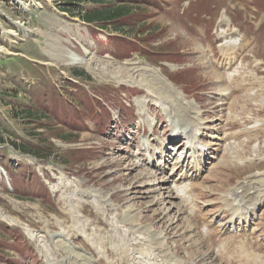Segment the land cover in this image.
I'll use <instances>...</instances> for the list:
<instances>
[{"label": "rangeland", "instance_id": "obj_1", "mask_svg": "<svg viewBox=\"0 0 264 264\" xmlns=\"http://www.w3.org/2000/svg\"><path fill=\"white\" fill-rule=\"evenodd\" d=\"M69 1L34 0L23 7L17 0H0V264H54L59 258H65L61 264H78V260L79 264H104L105 260L106 264H167L163 257H174L184 264H220L214 260L210 245L196 259L189 252L196 246L200 250L197 244L180 252L171 248L176 242L170 234L174 230L182 234L181 226H192L188 224L191 219L180 220V200L176 194L170 198L171 181L167 182L165 175L158 178L164 184L152 185L143 180L146 172L132 169L133 173L122 161L110 163L117 179L106 175L111 168H102L110 159L121 157L129 161L133 159L130 154L138 152L135 137L145 131L138 129L137 124L148 119L140 113L145 107L140 84H157V79L148 78L152 79V75L146 76L152 72L148 68L152 66L150 61L165 65V58L171 55L187 65L184 50L193 47L191 55L203 63V73L215 79L207 67L209 63L197 52L202 47L199 33L193 27L186 28V20H173V12L166 11L176 0H82L76 3L78 7ZM119 4L131 6V13L113 21L92 22L81 14ZM198 8L194 1L187 13L202 24ZM185 18L191 19L189 15ZM175 34L182 38L170 43L174 51L162 52ZM69 52L83 56L71 63ZM178 77L198 85L205 79L202 73L189 74L186 70ZM28 104L39 109L38 116L48 117L28 118L22 112L23 105ZM157 116L164 119L160 110ZM168 129L166 125L165 131ZM208 174L212 182L206 185H216L215 191L234 179L227 172L221 176L223 180L218 179L216 170ZM162 185L163 189H153ZM116 188L125 189L117 190L113 197L128 201L133 212L111 198ZM159 198L165 200L162 205L156 201ZM215 199L221 200V196ZM174 201L178 203L173 205ZM201 205L200 222L208 213L209 220H214L219 228L223 223L216 211L219 208ZM125 216L146 221L140 225L161 235L167 255L156 251L160 250L158 241H154L156 249L150 243L137 249L142 241L133 247L138 236L127 235V226L118 228L120 220L134 226L131 235L139 231L147 234L148 229L136 226ZM105 219L111 224L107 226ZM198 230H202L200 223L199 229L186 232L185 237L180 235L181 240L191 243L187 239ZM75 238L97 243L88 245L103 261H95L96 257ZM205 242V238L201 240ZM102 251L107 253L105 258Z\"/></svg>", "mask_w": 264, "mask_h": 264}, {"label": "trees", "instance_id": "obj_2", "mask_svg": "<svg viewBox=\"0 0 264 264\" xmlns=\"http://www.w3.org/2000/svg\"><path fill=\"white\" fill-rule=\"evenodd\" d=\"M72 1H74L73 6L78 7V5L76 3H78L79 1H82V0H71L69 2L72 4ZM92 1H101V0H92ZM102 2H103V0H102ZM64 7L72 8L70 5H66ZM131 8L132 7L127 5V4H119V5H116L114 7L104 5V7H102V8H99V9L96 8V9L88 10L85 13H81V14L83 15L84 19L87 21H95V20H107V21L111 20V21H113L116 19H120V18L126 16L127 14L131 13ZM73 9L74 8H72V11H73ZM78 12L80 13L81 11H78ZM22 112L28 114V118L37 117L39 119H43L45 117H48L47 115L46 116H44V115L38 116L40 113L39 109H33L30 104L23 105ZM43 114H45V113H43ZM30 150H34V149H30Z\"/></svg>", "mask_w": 264, "mask_h": 264}, {"label": "bare ground", "instance_id": "obj_3", "mask_svg": "<svg viewBox=\"0 0 264 264\" xmlns=\"http://www.w3.org/2000/svg\"><path fill=\"white\" fill-rule=\"evenodd\" d=\"M23 7L24 6H26L27 4H29V3H32L34 0H17ZM37 3V2H36ZM41 3H39L38 4V6L39 7H41ZM9 32H13V30H10ZM198 32V31H197ZM234 33V32H233ZM222 35H224V33H222V34H220V36H222ZM195 36H197V35H195ZM198 38H199V40H200V42H201V45H202V47H201V49H199L197 52L198 53H200V55H202L203 56V58H205V61L206 62H208L209 63V65L207 66L208 68H210L211 69V71L215 74L214 76H215V79H220V80H223V76H222V74L220 73V72H218L217 71V62H216V60L213 58V57H211V59H208V58H206L205 57V55L207 54V53H209V51L211 50V48H209V47H207V46H205V43H204V41L203 40H201V38L199 37V36H197ZM80 60V57L78 56V54H76V53H74V52H69L68 53V61L69 62H71V63H73V62H77V61H79ZM204 62V61H203ZM190 110H191V108H189V107H184V112H185V114H186V118L190 115ZM181 127H179L178 128V130L180 129ZM193 127H191V129H192ZM178 133H179V131H178ZM231 190L229 189V192H230ZM173 225V227H174V224H172ZM160 237H161V235H160ZM159 243V242H158ZM162 246V244L160 243V245H159V247H161Z\"/></svg>", "mask_w": 264, "mask_h": 264}]
</instances>
